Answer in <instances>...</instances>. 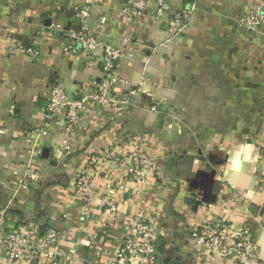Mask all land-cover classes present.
<instances>
[{
    "label": "crops",
    "instance_id": "0c3cea01",
    "mask_svg": "<svg viewBox=\"0 0 264 264\" xmlns=\"http://www.w3.org/2000/svg\"><path fill=\"white\" fill-rule=\"evenodd\" d=\"M80 1L0 0V209L13 198L29 151L39 150L30 159L32 178L14 195L6 225L38 228L39 237L50 227L60 236L37 262L17 264H105L139 217L151 226L156 264H236L231 252L210 254L191 237L192 226L223 215L247 224L256 244L257 255L243 264H264V41L237 24L251 0H172L174 9L193 2L196 7L175 41L167 18L154 16L151 0L138 17L125 11L127 0H91L92 25L106 17L98 27L102 42L116 46L132 37L115 65L120 78L115 93H135L123 107L88 104L65 154L63 121L53 119L47 134L37 138L32 130L45 123L52 84L78 99L82 85L91 92L100 81V54L77 46L65 56V36L50 30L52 21L78 30L73 6ZM19 45H33L40 54L25 56ZM185 130L194 135L187 148L180 137ZM240 144L253 145V159L233 176L230 150ZM110 150L124 162L97 166L87 205L80 200L76 175L91 154ZM141 151L153 159L149 182L123 192L126 162ZM249 191L251 199L245 195ZM109 197L117 204L112 216L103 213ZM0 264L13 263L0 257Z\"/></svg>",
    "mask_w": 264,
    "mask_h": 264
},
{
    "label": "built area",
    "instance_id": "2783aa9c",
    "mask_svg": "<svg viewBox=\"0 0 264 264\" xmlns=\"http://www.w3.org/2000/svg\"><path fill=\"white\" fill-rule=\"evenodd\" d=\"M154 5L153 14L158 20L167 18V30L170 40H178L186 29L188 22L195 11V2L191 5L174 9L172 0H151ZM149 0H127L125 11L133 17L142 16L148 8ZM74 15L77 18L78 30L63 29L58 21H52L50 30L61 33L66 38L63 54L69 56L76 52V47L90 54H100V81L96 87L87 92V84L82 85L84 91L78 99H72L68 90L59 83L50 86L48 100L44 107L46 118L41 128L32 130L34 137L47 134L49 122L53 119L63 121L64 137L60 142V149L67 154L74 144L76 128L80 123L82 113L88 104L98 108L129 104L130 95L135 93L131 89L128 96H118L115 93L120 82L115 73V65L122 57L126 47L130 46L132 37L122 39L119 45L102 42L99 39L100 31L106 22V17L100 15L97 18L98 26L92 25L93 2L81 0L73 6ZM238 26L251 33L257 34L264 41V0H251L250 5L237 18ZM17 51L25 56L36 58L39 49L33 45H19ZM143 82H141L142 84ZM30 156L25 165V173L19 178V185L27 188L31 175L29 173L30 159L32 155L39 154V150H30ZM113 160L117 163L124 162L117 152L102 151L91 154L76 175L75 186L81 190L80 200L89 204L92 200L91 179L94 177L96 168L103 162ZM153 165L151 155L141 151L134 159L127 160L122 175V183L119 185L121 191H126L128 186H144L149 182V173ZM8 200L0 209V257L8 258L13 264L27 259L37 262L46 255L45 246L54 245L59 242L60 236L56 229L47 228L42 236H38V228L26 225H18L12 229L6 225L7 211L13 205ZM117 212V204L112 198L104 200L103 213L112 216ZM191 237L199 248H205L210 254H222L231 252L235 257L236 264H243L257 255L256 244L248 231L247 224H235L227 215L208 218L199 225L190 228ZM41 244H39V240ZM156 242L151 232V226L143 217L133 221L130 231L119 241L113 250V255L105 264H156Z\"/></svg>",
    "mask_w": 264,
    "mask_h": 264
},
{
    "label": "clouds",
    "instance_id": "9594fccd",
    "mask_svg": "<svg viewBox=\"0 0 264 264\" xmlns=\"http://www.w3.org/2000/svg\"><path fill=\"white\" fill-rule=\"evenodd\" d=\"M251 159H253V145L240 144L231 149L228 168L233 176L239 174L244 169V165ZM245 195L250 199L253 198L251 191L245 193Z\"/></svg>",
    "mask_w": 264,
    "mask_h": 264
},
{
    "label": "rangeland",
    "instance_id": "374dc122",
    "mask_svg": "<svg viewBox=\"0 0 264 264\" xmlns=\"http://www.w3.org/2000/svg\"><path fill=\"white\" fill-rule=\"evenodd\" d=\"M183 127L184 126L181 125V128H183ZM189 128H192V127H189ZM188 130L181 131V136H180L181 137V145H183L182 147H184V148L189 147V144L193 143V141H191L192 140L191 138H192V136L194 137V135L191 132L189 133ZM191 130H189V131H191ZM192 131H194V130H192ZM194 132L197 133L196 135H199V136L201 135L200 134V130L199 131L198 130H195ZM25 189H27V188H25ZM25 189L17 186V188L13 191L14 192L13 195H12L13 198L11 197L9 200H15L14 195H16L17 193H19L21 191H24Z\"/></svg>",
    "mask_w": 264,
    "mask_h": 264
},
{
    "label": "water",
    "instance_id": "95a60500",
    "mask_svg": "<svg viewBox=\"0 0 264 264\" xmlns=\"http://www.w3.org/2000/svg\"><path fill=\"white\" fill-rule=\"evenodd\" d=\"M78 27H79V26H78ZM202 188H203V190H204V195H205V197H209V196H208V194H209V190H208V189H209V186H208L207 184H204Z\"/></svg>",
    "mask_w": 264,
    "mask_h": 264
}]
</instances>
